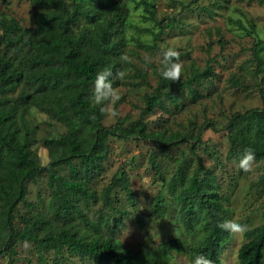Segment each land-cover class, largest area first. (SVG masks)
<instances>
[{
  "label": "rangeland",
  "instance_id": "rangeland-1",
  "mask_svg": "<svg viewBox=\"0 0 264 264\" xmlns=\"http://www.w3.org/2000/svg\"><path fill=\"white\" fill-rule=\"evenodd\" d=\"M142 1L105 0L103 7L96 9L101 17H110L117 8L118 13L109 37L98 43L87 39L95 36V29L84 16L74 27L77 32H82V47L87 58L102 59L98 54L120 58V70L126 73L124 79L113 81L120 95L115 105L118 118H107L101 111V122L109 126L121 118L124 120L123 127L128 128L137 117H141L147 131L164 128L169 132L193 136L200 131L202 143H196L195 156L185 143L159 148L135 134L128 138L109 136L106 156L101 161L102 170L90 180V186L99 194L112 175L123 170L128 176L134 205L126 191L116 188L111 197L117 211L104 208L99 200H80L78 206L90 220L99 223L98 232L111 235L121 247L142 250L170 239L180 240L184 250L172 253L165 264H190L188 250L203 237L205 231L199 225L205 219V212L198 210L194 230L185 229L177 194L181 187L189 184V176L197 167L198 157L203 166L199 179L205 182L204 186L208 189L216 190L227 220L244 224L247 228L263 221L264 166L255 162L253 173L239 169L238 162L244 153L238 149L229 153L230 143L223 127L231 113L261 106L258 92L260 75L254 70L251 47L264 39V0H144L149 3L148 7L153 10L160 25L174 20L160 34L158 48L151 50L142 48L138 43L139 40L151 42L152 39V35L142 32L140 27H149L155 32L158 30L152 21L145 20L147 14ZM0 10L13 15L23 26L33 23L28 0H11L8 4L0 0ZM135 37H138V42ZM169 47L180 52L183 62L180 80L193 72L202 71L206 65L211 67L212 73L200 76L189 86L169 83L167 89L174 99L162 96L160 104L141 115L144 96L156 82L151 65L159 66L162 52ZM261 53L264 56V48ZM122 56L129 57L130 62L122 61ZM146 56H150V64L146 62ZM135 67L142 71L144 80L135 74ZM93 86L90 87V101L97 105L91 99ZM17 90L10 95H16ZM98 106L101 110L102 106ZM16 118L20 130L29 134L31 157L45 164L49 157L44 140L61 136L65 132L64 125L29 105L20 109ZM205 120L213 122L214 128L202 127ZM151 155L154 164L149 161ZM73 163L79 168L77 160ZM58 171L66 177L70 176L65 165ZM28 187L27 203L18 204L14 212V226L21 229L23 217L39 215L49 222L43 227H58L61 223L52 216L55 201L51 198L46 174L40 175ZM158 193L162 194L166 206L161 218L151 214V205ZM194 207L197 208L196 205ZM71 222L80 232L95 233L87 229L78 217ZM245 241V237L239 239L229 234L219 248L218 264H236L238 248ZM15 251L14 264H98L88 257L69 253L65 248L58 254L42 251L40 258L34 245L28 241H17ZM7 261L8 257L0 254V264H7Z\"/></svg>",
  "mask_w": 264,
  "mask_h": 264
},
{
  "label": "trees",
  "instance_id": "trees-1",
  "mask_svg": "<svg viewBox=\"0 0 264 264\" xmlns=\"http://www.w3.org/2000/svg\"><path fill=\"white\" fill-rule=\"evenodd\" d=\"M116 2L118 0H115ZM10 3L11 0H2ZM32 9L33 23L23 26L13 15L0 10V254L8 257L7 264L16 260L15 244L17 241L31 242L40 258L42 251L58 254L62 248L69 253L88 257L98 264H165L172 253L184 250L178 239L161 242L157 246L142 250L121 247L111 235L98 232L99 223L90 220L79 208L80 200H98L104 208H114L111 192L116 188L126 191L134 205L129 187L128 176L119 170L110 178L99 194L90 186V180L102 170L101 161L106 156V143L109 136L128 138L131 134L144 137L159 148H167L185 143L193 155L196 143L200 142V131L192 134L169 132L166 129L146 130V123L141 117L128 128L124 120L118 119L106 126L98 105L90 101L91 85H94L98 71L110 68L113 73L120 70V58H110L98 54L102 59L87 58L82 47V32L75 30L79 18L84 16L94 26V37H87L98 43L109 37L111 25L117 16L118 8L110 17L102 16L96 9L103 7L105 0H28ZM145 20L152 21L158 30L140 27L144 33L152 35L151 42H139L146 50L158 48L160 34L174 20L160 25L147 1H142ZM264 39L258 40L251 47L255 60L254 70L259 74L258 92L261 106L245 111L231 113L223 129L227 132L230 143L229 153L238 149L244 153L251 149L256 155V162L264 166ZM96 55V54H95ZM156 76L155 86L144 96L141 115L150 112L161 97H174L168 91V84L189 86L198 81L200 76L211 74V67L206 65L200 72H193L179 82L165 80L160 75L159 66L151 65ZM135 74L144 80L142 71L135 67ZM16 95H10L15 89ZM34 106L54 117L65 127V132L55 138H47L49 160L41 164L36 157H31L28 133L17 126V112ZM94 117V118H93ZM214 128L213 122L205 120L203 126ZM201 127V128H202ZM193 136V137H192ZM77 160L79 168L73 161ZM194 172L189 176V184L181 187L177 197L181 202V220L185 229L194 230L198 210L205 212V219L200 227L205 231L203 237L188 250V261L194 264L196 256L204 254L219 262V248L229 236L217 225L227 220L220 205V198L215 189H208L199 179L202 170L201 159ZM153 163V155L149 157ZM63 165L69 169V177L59 173ZM46 174L51 187V198L55 201L52 216L60 220L56 228L47 226L46 219L39 215L25 216L23 226H14V212L20 203L26 202L28 184ZM183 174L181 173L180 176ZM172 187L174 188V184ZM196 205L197 208L194 207ZM263 221L248 228L243 242L237 251L236 264H264V200L262 203ZM117 211V209L114 208ZM123 213L126 211L122 210ZM166 212L162 194L154 197L151 214L161 218ZM78 217L83 225L95 233L80 232L75 229L72 219ZM49 223V222H48ZM47 223V224H48Z\"/></svg>",
  "mask_w": 264,
  "mask_h": 264
},
{
  "label": "clouds",
  "instance_id": "clouds-1",
  "mask_svg": "<svg viewBox=\"0 0 264 264\" xmlns=\"http://www.w3.org/2000/svg\"><path fill=\"white\" fill-rule=\"evenodd\" d=\"M145 59L147 63H151L150 56H146ZM121 60L130 62L127 56H122ZM160 75L163 79L171 82L180 81L183 75V62L180 60L178 50L169 47L162 52ZM125 76V71L117 70L114 74L110 68L101 69L96 74L91 99L95 104L102 106L101 111L107 118L115 120L119 116L115 105L120 100V95L114 87L113 81L122 80ZM255 162V153L251 149H246L238 162V167L245 173H253ZM217 227L239 239H243L248 231L246 225L233 220H224ZM194 264H214V262L207 255L201 254L196 256Z\"/></svg>",
  "mask_w": 264,
  "mask_h": 264
}]
</instances>
